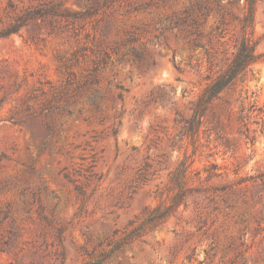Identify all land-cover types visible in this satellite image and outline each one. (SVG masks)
I'll return each instance as SVG.
<instances>
[{
    "label": "rangeland",
    "instance_id": "374dc122",
    "mask_svg": "<svg viewBox=\"0 0 264 264\" xmlns=\"http://www.w3.org/2000/svg\"><path fill=\"white\" fill-rule=\"evenodd\" d=\"M48 1L0 0V28ZM244 4L111 0L76 35L38 19L32 34L0 36V264H264V0L245 30ZM185 9L202 22L198 36L172 23ZM242 37L255 61L188 131L193 104ZM104 50L87 91L98 106L81 93L45 129L40 108ZM181 163L185 196L120 243L171 204Z\"/></svg>",
    "mask_w": 264,
    "mask_h": 264
},
{
    "label": "trees",
    "instance_id": "16d2710c",
    "mask_svg": "<svg viewBox=\"0 0 264 264\" xmlns=\"http://www.w3.org/2000/svg\"><path fill=\"white\" fill-rule=\"evenodd\" d=\"M68 0H49L45 4H40L24 9L21 13H16L11 16L10 20L0 28V36H5L10 33H17L21 29H25L28 34H32L34 27H37V20L45 22L51 31L61 30L62 27L70 28L73 34H77V29L82 27V21L88 17L98 13V11L109 4L111 0H75L77 7L72 8L67 4ZM245 11L242 16V27L245 30L251 25L253 18V8L255 0H244ZM197 9L200 10V5L196 4ZM12 7V4H9ZM205 12L209 11L207 6H204ZM202 12L203 14H206ZM167 21V20H166ZM172 21V20H171ZM175 27H179L187 35H199L201 21L198 15L184 10V17H177L172 21ZM191 43L197 44L196 38H190ZM109 52L102 51L101 57L95 61V65L88 73V76L83 80H76L72 72H68L67 77L64 79L63 84L57 91L55 96L46 101L40 108L41 118L39 122L48 131L52 130L53 121L48 119L51 114L55 112H64L70 114L77 105V98L81 93H85L89 90V85L95 80V72L99 68V63H106L109 58ZM138 56L137 53H135ZM255 61V54L253 53V46L250 42L242 37L236 45L235 52L231 61L227 64L224 70L218 73L206 86L202 94L198 97L196 102L191 108V115L186 120L187 130L192 132L195 125L199 123L200 117L204 114L207 105L210 101L216 97L220 91L226 88L232 83V81L252 62ZM66 67V65H65ZM85 102L98 106L100 94L97 90H93L86 93ZM35 117L34 114H31ZM182 169H178L175 176V183L178 188L177 192L171 198V204L166 207H155L145 217L143 222L134 227L131 231L125 233L120 239V243L125 240H129L136 235L140 230L145 227H153L163 218H165L169 211L178 203L179 200L185 196V188L183 186L182 177L185 175L183 170V163H181ZM118 245V244H117ZM116 247V245H115Z\"/></svg>",
    "mask_w": 264,
    "mask_h": 264
}]
</instances>
